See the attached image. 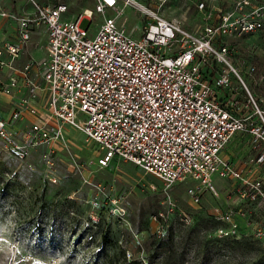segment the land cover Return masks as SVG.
<instances>
[{
    "label": "built area",
    "instance_id": "built-area-1",
    "mask_svg": "<svg viewBox=\"0 0 264 264\" xmlns=\"http://www.w3.org/2000/svg\"><path fill=\"white\" fill-rule=\"evenodd\" d=\"M30 1L34 12L19 16L0 5V16L16 22L14 39L0 44V87L13 96L10 119L0 118L6 146L11 122L29 119V146L65 142L64 126L73 125L97 143L102 166L131 160L169 186L191 179L216 195L213 175L230 178L237 203L264 216V65L243 68L236 57L243 36L262 38L264 46V0H231L229 7L191 0L204 14L197 31L142 4L143 27L128 29L118 22L119 0H96L104 19L95 33L82 25L93 21V10L65 18V2ZM40 37L45 54L20 66L24 49ZM236 136L252 154L243 164L227 150ZM188 192L199 200L195 187ZM251 214L241 205L221 212L216 217L229 227L220 233L239 237L236 215L244 216L264 246V225Z\"/></svg>",
    "mask_w": 264,
    "mask_h": 264
},
{
    "label": "rangeland",
    "instance_id": "rangeland-1",
    "mask_svg": "<svg viewBox=\"0 0 264 264\" xmlns=\"http://www.w3.org/2000/svg\"><path fill=\"white\" fill-rule=\"evenodd\" d=\"M219 1L217 5L227 7L228 1ZM37 2H65V18L93 10V21H82L93 33L104 19L95 11L96 0ZM119 3L118 22L128 29L144 25L137 4L159 7L166 19L176 17L191 31L204 22L203 12L191 0ZM0 5L17 16L34 12L30 0H1ZM113 14L108 10L106 15ZM15 27L12 17L0 16V43L14 39ZM261 41L254 35L238 39L240 67L264 65ZM45 43V37L35 38L18 64L31 56L41 59ZM233 86L241 85L234 81ZM12 103L13 96L0 87V118L7 122ZM28 120L11 122L7 146L0 139V264H264V246L253 237L246 217L236 215L239 237L218 229L229 223L216 216L240 205L251 210L253 223L264 225L258 210L237 203L234 180L213 175L220 193L216 195L191 179L169 186L131 160L116 158L102 166L97 143L87 141L73 125L64 126L65 142L29 146L24 137ZM249 148L245 137L236 136L227 150L243 164L252 157ZM191 186L200 192L198 201L188 194Z\"/></svg>",
    "mask_w": 264,
    "mask_h": 264
},
{
    "label": "crops",
    "instance_id": "crops-1",
    "mask_svg": "<svg viewBox=\"0 0 264 264\" xmlns=\"http://www.w3.org/2000/svg\"><path fill=\"white\" fill-rule=\"evenodd\" d=\"M226 1H228L227 7H229V4H230L231 0H223L222 3L225 5L226 4ZM0 44H3V43H0Z\"/></svg>",
    "mask_w": 264,
    "mask_h": 264
},
{
    "label": "bare ground",
    "instance_id": "bare-ground-1",
    "mask_svg": "<svg viewBox=\"0 0 264 264\" xmlns=\"http://www.w3.org/2000/svg\"><path fill=\"white\" fill-rule=\"evenodd\" d=\"M87 12H88V10H87ZM88 13H89V12H88ZM120 14H122V12H119V13H118V17H120ZM176 19H178V18H176Z\"/></svg>",
    "mask_w": 264,
    "mask_h": 264
},
{
    "label": "snow or ice",
    "instance_id": "snow-or-ice-1",
    "mask_svg": "<svg viewBox=\"0 0 264 264\" xmlns=\"http://www.w3.org/2000/svg\"><path fill=\"white\" fill-rule=\"evenodd\" d=\"M109 2H111V0H109Z\"/></svg>",
    "mask_w": 264,
    "mask_h": 264
}]
</instances>
